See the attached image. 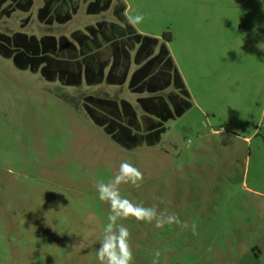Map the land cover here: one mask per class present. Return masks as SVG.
Listing matches in <instances>:
<instances>
[{"label":"rangeland","instance_id":"rangeland-1","mask_svg":"<svg viewBox=\"0 0 264 264\" xmlns=\"http://www.w3.org/2000/svg\"><path fill=\"white\" fill-rule=\"evenodd\" d=\"M45 1L0 20V32L70 37L116 22L115 3L89 16L80 1L69 23L42 25ZM123 1L145 16L141 34H171L192 108L165 124L156 146L128 151L82 109L93 95L140 113L127 86L64 87L0 57V264H99L110 208L95 183L122 161L144 179L122 184L121 195L182 222L118 221L131 233L132 264H152L157 251L158 264H264V0Z\"/></svg>","mask_w":264,"mask_h":264},{"label":"trees","instance_id":"trees-1","mask_svg":"<svg viewBox=\"0 0 264 264\" xmlns=\"http://www.w3.org/2000/svg\"><path fill=\"white\" fill-rule=\"evenodd\" d=\"M80 1L89 16L108 12L115 3L116 22L101 21L70 37L0 32V57L11 60L18 70L40 74L47 82L64 87L127 85L139 96L140 113L126 100L93 95L83 98L82 109L120 147L131 151L156 146L166 132L165 124L192 108L168 47L171 34H165L162 41L139 34L127 24L123 0H46L37 20L46 26L65 25L78 13ZM33 5L34 0H0V20L17 12L27 14Z\"/></svg>","mask_w":264,"mask_h":264},{"label":"clouds","instance_id":"clouds-1","mask_svg":"<svg viewBox=\"0 0 264 264\" xmlns=\"http://www.w3.org/2000/svg\"><path fill=\"white\" fill-rule=\"evenodd\" d=\"M127 24L133 28L142 24L145 16L142 13L129 15L125 12ZM143 173L134 164L122 161L118 171L108 182L97 181L95 183L100 201L109 205L110 211L107 216V223L103 228V236L96 249V257L99 264H132L133 249L130 243L131 233L120 220L134 219L137 222L153 224L158 229L173 224L180 225L182 222L175 213L164 212L156 206H144L142 203H134L121 195L122 184L139 186L143 182ZM184 227H188L186 223ZM195 232V225H192ZM159 251L155 253L156 259L152 264H158Z\"/></svg>","mask_w":264,"mask_h":264},{"label":"crops","instance_id":"crops-1","mask_svg":"<svg viewBox=\"0 0 264 264\" xmlns=\"http://www.w3.org/2000/svg\"><path fill=\"white\" fill-rule=\"evenodd\" d=\"M85 12H86V10H85ZM136 29V28H135ZM137 30V29H136ZM137 32L139 33V34H141L138 30H137ZM143 35V34H142ZM145 36H148V35H145ZM150 37H152V36H150ZM169 47V46H168ZM171 53V52H170ZM171 55H172V53H171ZM173 57V56H172ZM174 59V58H173ZM174 62H175V60H174ZM175 64H176V62H175ZM177 66V65H176ZM177 68H178V66H177ZM178 70H179V68H178ZM179 72H180V74H181V76H182V78H183V80H184V83H185V85H186V80H185V78H184V76H183V74L181 73V71L179 70ZM101 85H103V84H101ZM125 86H127V85H125ZM124 87V86H123ZM187 87V86H186ZM128 88V87H127ZM136 103H137V101H136ZM133 105V104H132ZM139 112V111H138Z\"/></svg>","mask_w":264,"mask_h":264},{"label":"built area","instance_id":"built-area-1","mask_svg":"<svg viewBox=\"0 0 264 264\" xmlns=\"http://www.w3.org/2000/svg\"><path fill=\"white\" fill-rule=\"evenodd\" d=\"M221 131H224V129L222 128Z\"/></svg>","mask_w":264,"mask_h":264}]
</instances>
